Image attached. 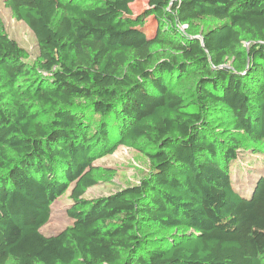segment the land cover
<instances>
[{"label": "trees", "instance_id": "16d2710c", "mask_svg": "<svg viewBox=\"0 0 264 264\" xmlns=\"http://www.w3.org/2000/svg\"><path fill=\"white\" fill-rule=\"evenodd\" d=\"M133 1L5 0L39 54L0 20V264H264V174L232 165L264 144V0ZM120 146L146 177L84 197Z\"/></svg>", "mask_w": 264, "mask_h": 264}, {"label": "rangeland", "instance_id": "374dc122", "mask_svg": "<svg viewBox=\"0 0 264 264\" xmlns=\"http://www.w3.org/2000/svg\"><path fill=\"white\" fill-rule=\"evenodd\" d=\"M147 6V0H134L130 4L132 15L142 12ZM0 20L5 33L27 50V60L29 62L36 61L39 53L33 32L24 22L13 17L5 0H0ZM213 25V22H203L199 31L206 30ZM153 27L154 23L151 18H147L141 31L144 30L146 34H149ZM94 165L100 168H109L112 173L103 174L96 185L88 188L84 195L86 198L105 196L119 188L138 184L142 178L146 177L150 169L149 160L145 156L125 146H120L114 153L95 160ZM232 165L235 187L244 194L248 193L257 176L264 174V144L245 140L237 162H232ZM69 194L70 189L51 204L49 220L41 227V232L44 235H55L72 224V220L66 212L71 203Z\"/></svg>", "mask_w": 264, "mask_h": 264}, {"label": "built area", "instance_id": "2783aa9c", "mask_svg": "<svg viewBox=\"0 0 264 264\" xmlns=\"http://www.w3.org/2000/svg\"><path fill=\"white\" fill-rule=\"evenodd\" d=\"M185 28H186V25H185V24H183V25L180 26V29H181V30H183V29H185Z\"/></svg>", "mask_w": 264, "mask_h": 264}]
</instances>
